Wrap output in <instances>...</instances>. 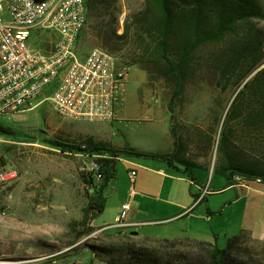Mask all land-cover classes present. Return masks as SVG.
Listing matches in <instances>:
<instances>
[{
  "label": "rangeland",
  "instance_id": "rangeland-1",
  "mask_svg": "<svg viewBox=\"0 0 264 264\" xmlns=\"http://www.w3.org/2000/svg\"><path fill=\"white\" fill-rule=\"evenodd\" d=\"M143 3L144 0H107L101 6L105 16L95 17L90 13L80 42L84 51L98 46L129 66L124 110L121 109L118 120L63 119L49 102L28 112L0 116V123L7 129L0 133V169L13 170L18 175L0 186V264H130L129 250L133 246L162 248L158 242L125 233L122 228L119 233L114 227L103 228L115 224L118 204L129 192V184L132 185L127 178V164L117 162V178L105 192V210L92 220L93 214L90 218L86 212L89 196L94 193L93 184L88 180L94 175L93 182L100 183L92 174L95 172L93 162L98 156L62 147L82 145L92 135L97 140H106L109 136L116 144H161L165 136L159 122L162 112L158 109L165 108L167 113V104L176 137L185 143L188 159L198 164L184 173L194 180L193 185L188 184V189L197 194L192 195L193 202L212 190L201 203L205 212L209 208L213 215L212 223L206 225L207 231L214 229L217 233L211 242L224 248L231 234L250 226L263 228L264 194L253 190L248 193L240 185L226 187L225 175L214 170L228 110L243 85L257 70L264 68L263 62L245 77L250 65L244 63L238 71L221 80L220 61L228 46L246 36L247 24L240 23L239 34L228 37L222 44H210L197 52L181 91L178 79L168 71L166 64L135 62L142 53L138 50L139 37L116 40L98 36L103 30L102 19L106 24L115 20L117 34H123L127 21L141 10ZM253 24L260 29L264 40V20L254 19ZM45 36L51 37L48 33ZM101 40L107 45L101 44ZM250 101L248 97L243 103ZM230 127L234 131V155L243 158L259 155L258 141L263 143L264 133L252 134L241 119L233 120ZM250 184L253 189L264 190V182ZM157 214L148 217L153 222L134 229L153 238L176 239L167 235L180 231L186 223L156 221L162 218ZM87 220L89 225L94 222V230L79 237L87 227Z\"/></svg>",
  "mask_w": 264,
  "mask_h": 264
},
{
  "label": "trees",
  "instance_id": "trees-1",
  "mask_svg": "<svg viewBox=\"0 0 264 264\" xmlns=\"http://www.w3.org/2000/svg\"><path fill=\"white\" fill-rule=\"evenodd\" d=\"M86 3L89 15L105 16L101 12V6L107 0H86ZM254 19L264 20V3L261 0H144L141 10L127 21L123 34H117L115 20L106 24L102 19L103 30L99 31L98 36L116 40L139 37L141 46L138 50L142 53L135 62L149 64L160 61L166 64L168 71L178 79L182 91L197 52L207 45L222 44L228 37L238 35L237 27L240 23H246L248 31L245 37L227 47L219 64L221 80L238 71L244 63L250 65L245 77L261 65L264 62V40L260 29L253 24ZM101 44L107 45L102 40ZM248 97L250 103H243ZM235 119H241L245 127H250L252 134L264 133V68L243 85L233 100L220 134L219 157L214 168L225 175L228 186L234 184L233 177L236 174L249 179L259 177L264 182V141H258L259 155L251 158L234 155V131L230 124ZM6 130L0 123V133H5ZM172 134L175 149L168 156L169 159L188 169L193 164L198 165L186 156L185 143L176 137L174 126ZM75 146L65 144L62 149L69 148L73 151L77 148L88 155L99 156L96 160L101 174L100 183L93 182L94 175L88 180L93 184L94 192L89 196L86 208L89 217L93 212L100 214L104 211L106 198L103 190L115 175L116 164L122 154L160 156L134 148H115L110 142L93 137H88L85 143ZM203 199L204 196L201 200ZM93 223L89 225L87 220V227L79 237L92 232L95 227ZM114 229L117 233L121 232L119 228ZM147 239L158 242L162 248L133 246L129 250L130 264H264V244L254 243L246 233L229 238L224 248L213 242L190 237Z\"/></svg>",
  "mask_w": 264,
  "mask_h": 264
},
{
  "label": "built area",
  "instance_id": "built-area-1",
  "mask_svg": "<svg viewBox=\"0 0 264 264\" xmlns=\"http://www.w3.org/2000/svg\"><path fill=\"white\" fill-rule=\"evenodd\" d=\"M88 22L86 0H0V116L49 102L60 117L71 121L119 119L129 66L98 46L81 48ZM93 164L100 180L99 163ZM17 176L16 171L0 169V186ZM129 177L134 184L137 170L130 169ZM252 181L262 179L233 177L234 184L243 187ZM130 208L125 203L116 223L103 228L141 224L127 221Z\"/></svg>",
  "mask_w": 264,
  "mask_h": 264
},
{
  "label": "crops",
  "instance_id": "crops-1",
  "mask_svg": "<svg viewBox=\"0 0 264 264\" xmlns=\"http://www.w3.org/2000/svg\"><path fill=\"white\" fill-rule=\"evenodd\" d=\"M158 111L162 112V118L159 120V122L163 126L165 136V140L161 144H116L112 140H110L109 136H107L106 140H103L110 142L115 148H134L140 152L160 155L154 157L122 154L118 158V161H121L128 166L127 178L129 182H131L129 177L130 169L134 168L137 170V178L134 184H132L131 186L129 184V187H127V190L129 192L124 196L125 199L123 200V202H121V204H118V212L116 213L115 221H117L119 216L123 214V205L125 203H129L131 208L127 213H125L127 221L139 222L141 224L121 227L123 232L125 233L130 232L135 236L143 238H153L150 236H146L145 234H141L134 228L153 222L154 220L149 219L148 217L158 215L157 213H159L160 215H162V218L156 221H168L169 224L174 222L186 223V226L184 228H181L180 231H171L167 235V237H190L200 241L211 242V239L217 237V233L214 229L211 231H207L206 225L208 223H212L213 215L211 214L212 212L209 210V208L207 209L208 211L205 212V210L202 208L201 203L206 199V195L210 194L212 190H207L203 200H200L198 202V199L200 198L196 199L195 197L196 200L193 202L192 195L197 194L188 189V184L191 183L193 185L194 180L187 178V176L184 174L189 169L177 162H172V160L168 157L174 152L175 149L174 137L172 134V113L169 109L168 104L167 113L165 111V108H159ZM94 133L97 134L98 132ZM91 137H93V135ZM129 156L132 158H130ZM116 169H118L117 164ZM116 178L117 174L115 171V175L103 190V195L106 199L107 197L105 195V192L108 188H110V183L112 182V180ZM235 186L237 185L233 184L226 187L233 188ZM239 187L246 189L248 193L253 190L254 192L264 194V190L259 188L253 189L251 184L248 187ZM113 190H115L114 187ZM248 193H246L245 196ZM201 196H203V194H201ZM151 207H154V210H152ZM242 233L248 234L252 238V241L254 243L264 244V225L263 228H261L260 226L257 227V229L250 226L249 229L231 234L229 238L240 235Z\"/></svg>",
  "mask_w": 264,
  "mask_h": 264
},
{
  "label": "water",
  "instance_id": "water-1",
  "mask_svg": "<svg viewBox=\"0 0 264 264\" xmlns=\"http://www.w3.org/2000/svg\"><path fill=\"white\" fill-rule=\"evenodd\" d=\"M258 71V70H257ZM98 215V213L97 212H93V219L92 220H94L95 219V217Z\"/></svg>",
  "mask_w": 264,
  "mask_h": 264
}]
</instances>
